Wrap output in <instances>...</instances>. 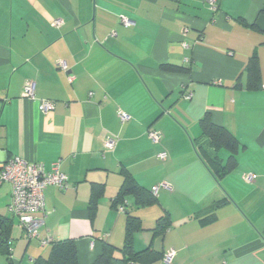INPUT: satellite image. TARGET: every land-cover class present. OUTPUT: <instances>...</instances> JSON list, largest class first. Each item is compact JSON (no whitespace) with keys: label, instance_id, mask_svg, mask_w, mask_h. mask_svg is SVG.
Instances as JSON below:
<instances>
[{"label":"crops","instance_id":"obj_1","mask_svg":"<svg viewBox=\"0 0 264 264\" xmlns=\"http://www.w3.org/2000/svg\"><path fill=\"white\" fill-rule=\"evenodd\" d=\"M27 82L36 99L23 96ZM41 100L56 106L42 112ZM205 117L238 140L233 153L215 151L219 164L200 147ZM12 156L59 162L68 180L46 188L32 238L9 212L10 184L0 187L14 264L65 239L93 264L104 243L123 247L128 214L143 227L135 249L150 250L133 264H264V0H218L217 10L207 0H0V160ZM127 171L150 201L114 204ZM7 256L0 249V264Z\"/></svg>","mask_w":264,"mask_h":264},{"label":"built area","instance_id":"obj_2","mask_svg":"<svg viewBox=\"0 0 264 264\" xmlns=\"http://www.w3.org/2000/svg\"><path fill=\"white\" fill-rule=\"evenodd\" d=\"M209 6L213 10L218 8V0H207ZM121 21L124 25H132V21L121 16ZM61 20L54 21V26H59ZM59 66L67 68L66 63L61 61ZM72 81L73 77L69 76ZM23 96L30 99H36L34 94V84L27 82L24 88ZM191 95L185 94L186 98ZM56 102L53 100H41L39 109L42 112L53 110ZM119 117L122 122L129 119V115L125 112H119ZM148 135L154 142H159L161 133L151 128L148 130ZM117 140L112 136H107L104 140V148L112 150L115 148ZM161 159H166V152L159 154ZM247 181H253L254 177L250 174L245 175ZM4 183H9L11 186V202L9 204V212L17 217L20 226L26 230L28 237H38L39 228L45 223V218L39 216L38 213L44 210L45 205V190L49 185H55L60 189H65L68 186V180L65 173L62 172L59 162L52 164L50 170H47L43 163L39 161H30L21 156H12L6 160H0V187ZM167 186V184H162ZM159 186L153 188V192L157 193ZM120 210L124 211L125 206H120ZM45 242V240H43ZM175 255L174 250H169L164 255L166 263L172 262Z\"/></svg>","mask_w":264,"mask_h":264},{"label":"trees","instance_id":"obj_3","mask_svg":"<svg viewBox=\"0 0 264 264\" xmlns=\"http://www.w3.org/2000/svg\"><path fill=\"white\" fill-rule=\"evenodd\" d=\"M202 136H204L206 140L203 142V145L200 146L201 150L208 157L209 161H212L215 164H219L217 161L218 156L215 151L222 145L230 149L232 153L236 151V147L238 145L237 138L225 127L217 125L208 117L203 119ZM221 168L225 169L226 165L222 166ZM127 194H141V196L139 195L140 198H148V201H150L151 198L149 190L141 187L128 171L125 173V180L120 195L114 201V204L117 205L120 203L121 199ZM145 203H147V201ZM94 204L95 203L93 199L91 203V209L94 208ZM158 225L159 227H166L165 217L161 218ZM9 227L10 225L8 223V218L0 216V249H3L8 255L7 264H14L8 241ZM142 228L143 227L139 218L128 214L127 237L123 247L119 249L111 243H104L102 252L93 264H133L136 261L142 259L144 254H146L148 251L150 252V250L146 249L143 251H137L132 242L133 234ZM117 251L121 252L120 256L116 255ZM33 264H79L75 241L73 239L54 241L52 243L50 255L47 258H37Z\"/></svg>","mask_w":264,"mask_h":264}]
</instances>
